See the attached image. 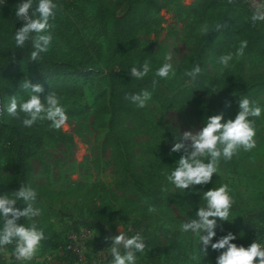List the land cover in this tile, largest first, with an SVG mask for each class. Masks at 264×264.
Returning <instances> with one entry per match:
<instances>
[{"label": "rangeland", "instance_id": "374dc122", "mask_svg": "<svg viewBox=\"0 0 264 264\" xmlns=\"http://www.w3.org/2000/svg\"><path fill=\"white\" fill-rule=\"evenodd\" d=\"M97 1L110 4L112 0ZM195 1L181 0L178 5L165 6L159 12V24L137 34L142 48L157 60V69L165 63L164 56L171 52L170 63L176 75L170 76L169 80L185 77L183 74L187 68L183 74H179L178 69L187 62L189 56L194 55L202 43L201 28L207 23V17L199 12ZM242 1L244 5L238 6V12L246 19H251L256 3L264 2ZM4 6L0 5V18L3 20L0 41H12L13 27L6 13H2ZM57 8L55 25L65 28L66 38L71 44L88 45L93 39L103 44L102 37H95L90 17L82 15L75 5L63 1ZM258 24L264 34V22ZM240 42H234L229 49L219 53L212 48L207 50L206 69L209 77H219L227 68L244 77L264 73V56L246 51L242 57L235 56ZM229 52L233 53V60L221 71L218 58ZM189 79L186 78V81ZM179 82L176 80L175 84ZM0 94V121L6 122L7 107L14 94L4 82H0ZM255 103L262 109L260 133L254 137L255 147L248 151L241 147L235 154L238 163L234 167L225 168L220 160L218 172L214 174L228 185L230 192L242 196V200L238 201L243 204L239 205L237 213L230 214L228 222H223L215 230L216 236L212 243L229 232L236 236L231 243L246 245V248L263 239L255 234L260 228H263L264 233V92L256 97ZM146 107L151 109L155 128L168 130L171 135L156 144L139 131L131 132L135 171L141 176L137 188L120 185L117 159L111 147L103 141L107 115L93 110L84 116L68 118L59 129L64 134L63 139L46 140L41 150L30 160L32 185L38 196L34 206L41 210V215L31 221L24 220L36 225L51 226L71 241V236L77 233L74 225L85 228L91 226L89 237L76 239L81 260L76 259L73 264H111L112 257L108 250L110 242H105V238L114 237L119 232L129 238L140 234L148 242L144 252L137 253L136 264H215L220 254L209 247L206 256H201L198 261L191 259V255L198 250V237L180 231L182 222L195 217L193 210L185 209L180 204L182 197L191 190H175L165 178L157 177L162 161L177 162L182 154L171 152L175 137L185 131H199L204 124L203 120L191 108H188L189 115L186 116L177 108L162 107L152 99ZM223 116L225 120L230 119L226 114ZM9 173L7 162L3 161L0 179ZM165 188L168 190L164 191ZM158 198L163 203L153 205L152 202ZM149 206H154L156 211L150 213ZM23 207L22 204L20 209ZM13 248V245L7 246L10 256ZM57 254V250L43 251L41 247L35 258L27 264H64L59 261ZM0 264H7L3 254H0ZM12 264L24 262L13 257Z\"/></svg>", "mask_w": 264, "mask_h": 264}, {"label": "trees", "instance_id": "16d2710c", "mask_svg": "<svg viewBox=\"0 0 264 264\" xmlns=\"http://www.w3.org/2000/svg\"><path fill=\"white\" fill-rule=\"evenodd\" d=\"M63 1H69L85 16H89L95 37H102L103 44L93 39L88 45L75 46L66 38L63 26H56L55 19H50L49 29L53 39L47 53L41 54V59L32 62L29 57L33 48L29 42L25 48L18 49L14 41H0V82L7 83L18 103L30 97V93L20 89V83L28 80L32 84H40L44 92H55L65 109L68 118L86 115L91 110L107 115L106 132L103 138L113 150L120 170V185L137 188L141 176L135 171L134 140L132 131H139L154 143H161L171 135L168 130L156 129L151 118V109H139L125 100L126 94L139 93L144 89L152 91V100L162 107L173 106L188 116V108L203 120L212 115L226 114L234 119L239 111L238 101L248 98L255 102L256 97L264 92V73L244 77L235 74L232 69H225L219 77H209L206 69L207 50L214 49L217 53L229 49L238 41H247L246 52L264 56V34L251 19H246L238 12L242 0H196L199 12L207 17V23L213 30L202 35L201 46L187 62L178 69L183 74L185 69L192 70L195 66L202 69L194 83L189 84L187 77L175 80L155 77L157 60L147 52L138 40L140 31H148L159 22V12L167 5H178L181 0H112L105 4L97 0H53L57 6ZM24 0H5L2 13L16 29L22 26L15 16L16 5ZM36 0L33 2V7ZM3 20L0 18V27ZM215 24L224 27L214 30ZM47 34V33H46ZM66 35V36H65ZM214 46V47H213ZM145 61L150 64L151 71L141 80L131 78L130 69L140 67ZM159 82L153 91L152 80ZM179 80L176 85L175 81ZM1 95V94H0ZM259 118L254 120L255 133H260ZM61 130L53 129L47 120L36 122L31 128H25L20 119L7 113V121H0V169L6 161L10 173L0 179V195L18 190L20 185H30L32 188V166L30 160L41 150L46 140L63 139ZM225 168L234 167L238 163L236 155L231 160L224 161ZM176 162L162 161L157 177L165 178L175 168ZM153 177V176H152ZM155 178V176H154ZM167 181V180H166ZM223 180L213 175L212 181L204 186H195L184 195L180 204L185 209L195 212L203 206V193L223 185ZM233 202L230 214L239 211V193H229ZM38 198V196H37ZM239 200V201H238ZM153 205L159 206L163 200L156 199ZM22 202L16 207L20 208ZM264 219V217L262 218ZM18 223L29 225L22 219ZM219 225H223L220 221ZM43 229L47 239L42 242L43 251L57 250L58 259L64 264H73L76 255L68 245L71 240L61 236L60 232L51 226L37 224ZM74 227L77 228L76 225ZM91 226H89L90 228ZM219 228V227H218ZM263 228L256 235L262 236ZM259 241V240H258ZM146 246L148 242H146ZM246 248V245H243Z\"/></svg>", "mask_w": 264, "mask_h": 264}, {"label": "clouds", "instance_id": "9594fccd", "mask_svg": "<svg viewBox=\"0 0 264 264\" xmlns=\"http://www.w3.org/2000/svg\"><path fill=\"white\" fill-rule=\"evenodd\" d=\"M33 2L34 0H24L16 5L15 16L22 22V26L16 29L12 39L18 49L25 48L30 42L33 51L29 59L35 62L50 48L53 37L49 32L51 28L49 21L55 18L58 6L53 0H36L35 7ZM229 2L231 3V0ZM251 21L254 24L264 22V2L255 4ZM222 27L224 26L221 24H215L214 30L220 31ZM212 30L208 24H204L201 33L207 35ZM246 47L247 41H241L235 56L242 57ZM164 60L165 63L156 70L155 77L160 79L174 77L176 73L170 63L171 52L164 56ZM232 60L231 52L221 55L217 61L222 66L221 71L227 68ZM150 71V64L145 61L140 67H132L130 76L141 80ZM201 72L202 69L195 66L183 75L190 78L188 83L191 84ZM158 82L157 79L152 80L153 91ZM20 89L30 93V97L19 103L16 96L11 97L7 107L9 116L20 119L25 128H31L36 122L44 120L49 121L50 126L56 130L66 124L68 116L55 92L49 91L42 100L40 94L44 92V88L28 80L20 83ZM151 98L152 91L147 89L139 93L126 94L124 97L139 109L145 108ZM238 107L239 111L234 119L225 120L223 114L212 115L206 119L199 131H185L175 137L171 152L182 154L175 168L166 174L168 184L175 190L185 192L195 186L209 184L213 175L218 172L221 159L231 160L241 147L245 151L255 147L254 120L249 118H259L262 109L248 98H241ZM229 193L227 184L204 192L203 206L198 208L194 218L187 219L180 225L182 233H192L198 237V250L191 255V259L198 261L201 256H206L210 247L220 253L215 264H264V245L260 243L253 242L247 248L237 246L231 243L236 239L231 232L212 243L213 237L216 236L215 230L221 227L217 222H228L234 202ZM36 199L37 192L30 185H20L19 189L12 191L10 195L7 193L0 195V254L4 255L7 264H12L13 257L24 264L32 261L42 247V242L47 239L44 230L39 229L36 223L33 222L30 226L18 223L21 218L31 221L41 215V210L34 206ZM18 202L24 205L22 210L16 207ZM148 211L155 212L156 208L149 206ZM105 242H110L108 250L112 257L111 264H136L137 253L144 252L146 248L145 240L140 234L129 238L125 233L119 232L114 237H106ZM9 245L14 246L11 256L7 251Z\"/></svg>", "mask_w": 264, "mask_h": 264}, {"label": "built area", "instance_id": "2783aa9c", "mask_svg": "<svg viewBox=\"0 0 264 264\" xmlns=\"http://www.w3.org/2000/svg\"><path fill=\"white\" fill-rule=\"evenodd\" d=\"M4 2H5V0H0V5H3ZM75 230L77 231V233H74L71 236V239H73L72 241H74V244L71 241L70 244L68 245V249H71L72 252L76 255L77 259L81 260V255L79 253V248H78V246H77V244L75 242L77 240L81 239L82 236L89 237L91 235V230L89 228H85L83 226H77V228ZM76 235L78 236V238L76 237ZM262 237H263V239H262V242L260 241V244L264 245V233L262 234Z\"/></svg>", "mask_w": 264, "mask_h": 264}]
</instances>
